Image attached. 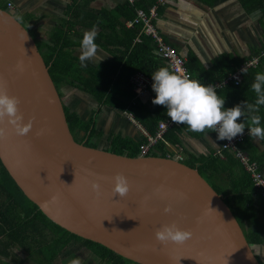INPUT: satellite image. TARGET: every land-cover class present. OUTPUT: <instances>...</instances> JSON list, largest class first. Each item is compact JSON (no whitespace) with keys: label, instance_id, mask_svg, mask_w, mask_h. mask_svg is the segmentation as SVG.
<instances>
[{"label":"water","instance_id":"95a60500","mask_svg":"<svg viewBox=\"0 0 264 264\" xmlns=\"http://www.w3.org/2000/svg\"><path fill=\"white\" fill-rule=\"evenodd\" d=\"M51 78L28 29L0 8V84L32 123L26 136L0 125L7 128L0 162L48 220L137 264H260L230 206L197 170L170 157H129L76 142ZM116 173L130 186L122 198L111 191ZM171 222L191 239L156 240L155 229Z\"/></svg>","mask_w":264,"mask_h":264},{"label":"crops","instance_id":"0c3cea01","mask_svg":"<svg viewBox=\"0 0 264 264\" xmlns=\"http://www.w3.org/2000/svg\"><path fill=\"white\" fill-rule=\"evenodd\" d=\"M155 2L156 0H133L132 3L127 0H0V5L11 4V13L28 29L42 57L48 55L57 43L69 57L77 60L81 69L107 66L108 70L114 69L112 63L116 58L121 57L122 63L126 61L130 57L128 55L132 46L140 43L141 38L149 39L141 34L140 28L136 31L126 25V21L132 17V5L147 9ZM243 4H247L245 0H164L162 4H158L153 21L158 33L176 49L184 64L187 55H193L196 69L204 73L216 66H232L234 61L246 62L263 47L264 14L259 9L248 12ZM93 28L97 31L95 42L99 46L97 59L86 61L87 66L82 67L79 61L80 40L85 30ZM100 58L104 59L98 61ZM229 60L231 63H228ZM241 69L229 72L212 85L218 86V89L222 88V84L228 85L223 83L225 77L237 72L241 76ZM60 95L69 112L76 114L82 121L91 120V128L95 134L91 135L90 141L97 148L108 147L104 150L109 151L111 140L115 137L137 147L146 140L145 134H150L130 112L100 105L95 97L83 91L65 85L61 88ZM154 97L155 92L151 88L136 100L140 102L144 112L149 110L153 117ZM236 103H239L238 98L233 104L237 105ZM261 113L264 114V109ZM128 114L131 115L130 118ZM238 122H243V118ZM244 122L247 124V120ZM261 126L264 127V119ZM242 134H245V140L240 146L241 151L251 160L260 163L261 166L258 165L264 175V140L250 137L247 127ZM220 147V139L211 130L194 132L186 127L175 142H158L150 148L147 156L170 157L187 166L201 169L206 182L234 209L244 233L264 231L263 196L251 186V179L233 150H225L220 156L216 155ZM249 245L264 264V244Z\"/></svg>","mask_w":264,"mask_h":264},{"label":"trees","instance_id":"16d2710c","mask_svg":"<svg viewBox=\"0 0 264 264\" xmlns=\"http://www.w3.org/2000/svg\"><path fill=\"white\" fill-rule=\"evenodd\" d=\"M250 1L245 0L247 4H243L248 12L259 9L264 14V0H252V4H250ZM134 7L140 6L132 5L131 16H133ZM0 8L8 9L7 5H0ZM22 25L24 24L22 23ZM132 28L137 31L140 26L132 25L130 29ZM263 50L264 39L263 47H261L258 54ZM128 56L130 57L123 63L121 57L116 58L112 63L114 69L110 68L107 70V66H102L97 69L83 70L78 66L75 58L69 57L66 51L61 48V45L55 43L50 53L44 56V59L59 95L63 86H71L95 97L100 105L110 106L118 111L130 112L133 118L140 123V126L144 127L150 134H155L159 121L168 118L166 107L153 104L154 117L149 110L146 109L144 112L139 101L132 103L134 94L127 83L129 76L136 71L142 72V74L152 80L151 75L159 67L166 66V63L155 53V46L150 38H141L140 43L132 46V51ZM243 62L245 60L234 61L232 66L225 67L220 65L202 73L199 69H196L193 55L188 54L185 67L193 79H199L203 84L212 85L215 81L222 80L229 72L240 70L247 61ZM228 63H231V61L229 60ZM250 68L246 69V73H241L242 80L238 86L230 82L227 83L228 85H222V88L216 89L217 94L224 98L225 108L233 107L236 98H238L239 103L242 101L254 103L256 94L252 91L251 84L257 72L264 73V56L260 58L255 69ZM63 108L74 140L88 147L97 148L96 145L90 144L91 135L95 134L91 128V120L89 122L82 121L76 114L69 112L65 106ZM263 109L264 105L260 106L258 113L261 116V125L264 119L262 117L264 114L261 113ZM140 113H144V115L140 116ZM186 127H188L186 124H181L180 128L168 131L163 137L164 140L175 142L178 135ZM139 147L140 145L137 147L132 146L130 143L115 137L111 140L109 152L117 155L138 157L140 155ZM257 164L260 165L259 162ZM259 165L258 168L261 170V165ZM188 166L196 169L191 165ZM196 170L205 179L202 170ZM250 184L252 186L251 180ZM231 209L239 223V218L235 216L234 209L232 207ZM244 236L248 244H264V231L257 230L251 234L244 233ZM14 247L21 249L26 254L32 253L34 257L37 255L38 257H35L37 264H56L59 258L70 256L72 251H78L81 247L94 253L98 257V264H137L117 256L101 245L66 232L52 223L42 214L37 205L24 195L0 162V257L11 256L10 254ZM5 264L10 263L5 262Z\"/></svg>","mask_w":264,"mask_h":264},{"label":"clouds","instance_id":"9594fccd","mask_svg":"<svg viewBox=\"0 0 264 264\" xmlns=\"http://www.w3.org/2000/svg\"><path fill=\"white\" fill-rule=\"evenodd\" d=\"M96 37L95 28L83 32L79 56L82 67L87 66L86 61L97 59L99 46L95 42ZM102 59L104 58L98 61ZM242 71L246 73V69ZM151 78V87L155 92L152 103L165 106L171 121L186 124L194 132H204L206 129L215 131L217 138L221 140H231L237 134H242L247 127L250 137L264 140V127L261 126V116L258 114L260 106L264 105V73L257 72L251 84V89L256 94L254 103L242 101L230 108L224 107V98L217 94L215 86L203 84L183 70H170L169 67L162 66ZM18 104L19 98L10 95L6 87L0 84V125L6 122L17 135L26 136L32 128V123L30 120L24 121ZM240 118H243V122H238ZM6 135L7 128L0 126V139H4ZM91 187L97 195L100 194L99 183L93 181ZM129 190L127 178L122 173L114 174L111 178L113 195L122 198ZM164 211L170 212L171 207L166 206ZM191 236L190 230L178 227L175 222L163 224L154 231L155 239L161 244H183L191 239ZM70 264H79V260L73 259Z\"/></svg>","mask_w":264,"mask_h":264},{"label":"built area","instance_id":"2783aa9c","mask_svg":"<svg viewBox=\"0 0 264 264\" xmlns=\"http://www.w3.org/2000/svg\"><path fill=\"white\" fill-rule=\"evenodd\" d=\"M132 3L133 0H127ZM164 0H156V2L150 5L147 9L142 7H134L133 16L126 21L127 26L139 25L140 31L142 35L149 37L155 46V53L161 57L166 66L169 67L170 70H183L187 72L192 78L190 72L186 69L184 60L180 56V54L174 49L171 45L164 41L162 36L158 33V30L154 24V17L157 15V7L158 4H162ZM8 10H11V4H7ZM264 56V50L261 53L252 56L242 67V69L256 67L259 63L260 58ZM241 69V72H242ZM233 82L236 85L241 83L240 72L229 75L223 83ZM152 80L149 79L142 73H134L128 79V86L133 92L132 103L138 100L144 93L150 90L152 87ZM223 85V84H222ZM220 85V86H222ZM218 88V86L213 85ZM130 114L128 117L130 118ZM181 124H177L171 121L170 117L159 121L158 126L156 128L155 134H145L146 141L142 143L139 147L140 156H147L150 152V148L153 147L160 141H164V135L175 128H180ZM213 134L217 136L215 131H212ZM245 140V134H237L231 140L223 139L221 141V147L219 151L216 152L217 156L221 155L222 151L225 150H233L235 155L244 169L245 172L249 175L251 179V183L253 188H256L260 191L262 196L264 197V175L261 170L258 168L257 162L251 160L243 151H241L240 146L243 144Z\"/></svg>","mask_w":264,"mask_h":264},{"label":"rangeland","instance_id":"374dc122","mask_svg":"<svg viewBox=\"0 0 264 264\" xmlns=\"http://www.w3.org/2000/svg\"><path fill=\"white\" fill-rule=\"evenodd\" d=\"M90 144H93V143L90 142ZM99 148L108 149V147L106 148L99 147ZM10 255L11 256H8V257L1 256L0 259L2 260H0V264H5V262H8L10 264H37L35 260V257L36 258L38 257L37 255L34 257L32 253L26 254L25 252H22L21 249H18L16 247L12 248V252ZM73 259H78L79 264H98L99 262L98 257L94 253L81 247L80 249H78V251H72L70 256L59 258V261L57 260L56 264H61V263L70 264V261ZM42 263H45V262H42Z\"/></svg>","mask_w":264,"mask_h":264}]
</instances>
